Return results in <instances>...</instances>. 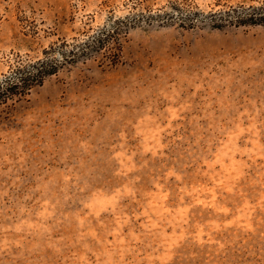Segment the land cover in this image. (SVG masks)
<instances>
[{
  "label": "rangeland",
  "instance_id": "obj_1",
  "mask_svg": "<svg viewBox=\"0 0 264 264\" xmlns=\"http://www.w3.org/2000/svg\"><path fill=\"white\" fill-rule=\"evenodd\" d=\"M238 7L264 0H0V81ZM175 20L0 105V264H264V27Z\"/></svg>",
  "mask_w": 264,
  "mask_h": 264
},
{
  "label": "trees",
  "instance_id": "obj_2",
  "mask_svg": "<svg viewBox=\"0 0 264 264\" xmlns=\"http://www.w3.org/2000/svg\"><path fill=\"white\" fill-rule=\"evenodd\" d=\"M179 21L182 28H191V24L203 22H216L234 27H264V7H238L227 12L203 16L200 13L177 14L169 16H126L109 23L105 28L91 35L86 40L57 50V56H46L41 60L27 64L17 69L0 81V105L9 101H17L25 97L33 88L40 86L43 81L55 75L66 65H75L86 60L94 54L103 51H117L119 38L130 29L139 24H156L168 26L170 21ZM171 21V22H172ZM219 29L220 27H216Z\"/></svg>",
  "mask_w": 264,
  "mask_h": 264
}]
</instances>
